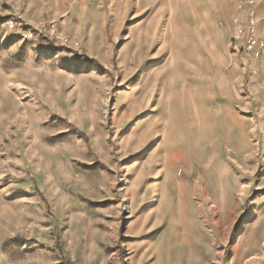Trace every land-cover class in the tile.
<instances>
[{
	"label": "rangeland",
	"instance_id": "rangeland-1",
	"mask_svg": "<svg viewBox=\"0 0 264 264\" xmlns=\"http://www.w3.org/2000/svg\"><path fill=\"white\" fill-rule=\"evenodd\" d=\"M86 1L78 38L0 3V264H264V56L232 38L264 0Z\"/></svg>",
	"mask_w": 264,
	"mask_h": 264
},
{
	"label": "crops",
	"instance_id": "crops-1",
	"mask_svg": "<svg viewBox=\"0 0 264 264\" xmlns=\"http://www.w3.org/2000/svg\"><path fill=\"white\" fill-rule=\"evenodd\" d=\"M1 1V0H0ZM2 2V1H1ZM0 2V3H1ZM6 8H14L18 13L21 15L23 19L26 21H30L32 19L37 20L41 15L45 14L48 10H51L50 14L54 15V17L67 15L66 18V28L71 34L72 37L78 38L81 36L80 32H83L81 29L82 23L87 25H91L94 29H98V24L100 23L99 17V10L96 7H99L97 4H93L92 2L84 0L78 7L77 4L72 5L69 4L68 0H64L60 4L54 3H43L39 0H21L20 4L13 0H3L2 2ZM138 9L142 7L141 0H138L137 3ZM1 8V7H0ZM14 12V11H13ZM96 14V15H95ZM199 22V20H197ZM197 26H190L191 23L188 19H181L179 21V27L181 28V35L180 39L181 42L179 43L180 50H187L189 41L187 40L189 37L194 41L196 44V50H229L228 45L225 43L220 42L222 39V35H218L215 33L206 32L205 29L197 22ZM140 26H135L133 29L134 36L136 38H141L142 32L139 30ZM93 29V30H94ZM89 35H85L86 38H93L92 32ZM86 33V32H85ZM260 37L264 42V19H261V28L259 29ZM152 35L151 40L156 36V27L154 26L153 31H150ZM206 35L208 37H206ZM164 44L166 45L165 50H174V39L172 34V20L169 21L168 28L164 33L163 38ZM89 40V41H90ZM212 40L213 45L210 46L208 41ZM153 41V40H152ZM208 42V44H207ZM212 48L210 49L209 46ZM230 45V44H229ZM161 50V49H159ZM264 61V60H263ZM264 65V62H263Z\"/></svg>",
	"mask_w": 264,
	"mask_h": 264
},
{
	"label": "built area",
	"instance_id": "built-area-1",
	"mask_svg": "<svg viewBox=\"0 0 264 264\" xmlns=\"http://www.w3.org/2000/svg\"><path fill=\"white\" fill-rule=\"evenodd\" d=\"M243 3H251V0H240L239 8H242ZM247 18L244 21H237L234 24V33H233V41L236 44V42L241 41L242 50L246 52H252L257 57L264 56V43L260 40H258V37L256 36L254 24H253V18H252V12L251 10H248L246 14ZM44 24H42L43 26ZM49 30L51 33H53L56 37L60 38L62 42H66V38H61L58 34L56 29L54 28V23H48ZM5 29H8L7 26H4ZM20 35L22 37H30L31 33L25 30L20 31Z\"/></svg>",
	"mask_w": 264,
	"mask_h": 264
},
{
	"label": "bare ground",
	"instance_id": "bare-ground-1",
	"mask_svg": "<svg viewBox=\"0 0 264 264\" xmlns=\"http://www.w3.org/2000/svg\"><path fill=\"white\" fill-rule=\"evenodd\" d=\"M222 51V50H221ZM224 51V50H223ZM225 55V54H224ZM206 61V60H205ZM211 65V64H210ZM215 65V64H214ZM223 70H225V69H223ZM226 73V72H225ZM231 77H232V75H231ZM214 83V82H213ZM17 89H18V91H20L21 89H22V85L20 84L19 86H17ZM205 94V93H204ZM215 96V95H214ZM221 97V96H220ZM209 100V99H208ZM226 104V103H225ZM216 106V105H215ZM222 106V105H221ZM229 106V105H228ZM184 107V106H183ZM229 108H230V106H229ZM228 108V109H229ZM223 111V110H222ZM229 111V110H228ZM224 112V111H223ZM226 112V111H225ZM231 112V111H230ZM227 114V113H226ZM220 116V115H219ZM227 116H228V114H227ZM231 130V129H230ZM213 133V132H212ZM213 135V134H212ZM244 135V134H243ZM220 138V137H219ZM229 142V141H228ZM203 145H204V143H203ZM191 152V151H190ZM193 159V158H192ZM170 193V192H169ZM176 195V194H175ZM166 199V198H165ZM173 205V204H172ZM174 207V206H173ZM167 210V209H166ZM167 211H169V210H167ZM170 213V212H169ZM177 229V228H176ZM167 232V231H166ZM168 233V232H167ZM165 237L163 236V238L162 239H164ZM161 239V240H162ZM171 245H172V242L170 243ZM174 246V249H175V243L172 245V246H169V247H173ZM164 247V246H163ZM171 248H169L170 250H171ZM160 249V248H159ZM179 249H181V248H179ZM161 250H163V248L161 249ZM170 250H169V252H170ZM173 250V249H172ZM153 252V251H152ZM158 253H159V251H157ZM164 254H165V251L163 252ZM171 253H172V251H171ZM167 255V254H166ZM169 255H170V253H169ZM156 256H158L157 255V253H156ZM172 256H169V258H171ZM176 257V256H175ZM166 259V258H165ZM172 259V258H171ZM160 260H161V258H160ZM159 262H161V261H159ZM168 262H169V260H168ZM165 263L167 264V262L165 261ZM170 263V262H169ZM180 263V262H179Z\"/></svg>",
	"mask_w": 264,
	"mask_h": 264
}]
</instances>
